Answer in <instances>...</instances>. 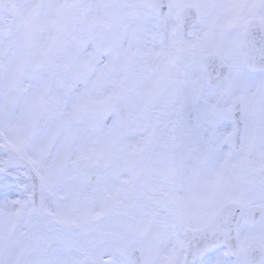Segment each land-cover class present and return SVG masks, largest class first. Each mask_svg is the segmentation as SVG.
Segmentation results:
<instances>
[{"label": "snow or ice", "instance_id": "obj_1", "mask_svg": "<svg viewBox=\"0 0 264 264\" xmlns=\"http://www.w3.org/2000/svg\"><path fill=\"white\" fill-rule=\"evenodd\" d=\"M0 264H264V0H0Z\"/></svg>", "mask_w": 264, "mask_h": 264}]
</instances>
